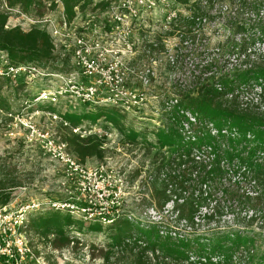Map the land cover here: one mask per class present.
<instances>
[{
  "label": "rangeland",
  "instance_id": "1",
  "mask_svg": "<svg viewBox=\"0 0 264 264\" xmlns=\"http://www.w3.org/2000/svg\"><path fill=\"white\" fill-rule=\"evenodd\" d=\"M196 1L190 0L191 3ZM41 3L38 11L25 14L19 8L8 9L6 0H0V12H8L10 16L7 28L20 27L25 32L33 28L42 29L40 20L45 17L58 19L64 10L60 0H41ZM107 7L106 2L96 4V0H82L79 10H76L78 12L75 25L82 31L81 26L85 27L87 21H99L105 17ZM167 10L168 13L171 12L169 15L174 11L178 19L191 14L189 5L179 4L176 0L174 6ZM231 11L232 9L222 4L216 5L212 10L206 8V18L195 32V45L188 42L181 46L178 34L172 35V30L168 33L170 28L167 30V11L159 14L158 23H148L144 32L136 33L135 40L140 39L137 42L140 53L135 60V66L142 69L130 76L129 82L133 86L130 88L139 89L146 99L138 111L124 113L112 106H78L70 110L64 102L56 107L35 104L32 100L36 91L45 82L36 78L27 88L23 79L14 82L0 78V186L7 185L6 192L11 193L7 206L18 208L31 202L46 204L55 201L72 202L84 209L95 199L93 211L104 213L105 210L110 211L112 206L119 207V212L115 214L121 217V221L113 226L108 222L86 220L81 210L71 215L50 209L47 204L42 205L43 208L32 213L28 222L31 247L41 264H128L132 259L129 254L117 253L112 256L110 263L103 258L119 225L125 222L130 223L126 231L127 237L133 235L135 238L137 231L148 228L151 224H161L157 229L165 237L171 233L173 237L189 236L184 224L175 223L172 203L166 205L161 214L158 211L160 193L155 188L159 177L157 168L167 161L169 150H160L157 133L167 127L166 117L172 106L188 93L195 78L211 79L233 72L232 66H239L238 58L230 57L226 52L229 47L228 38L232 34L226 25V17ZM170 34L172 36H167ZM171 57L176 62L175 66L171 64ZM55 58L41 66L36 65L40 67V71L55 67L60 69L62 59L58 54ZM207 61L214 62V66L209 67L208 71L204 67ZM2 67L4 63L0 57V68ZM261 93L264 94V82L253 81L243 88L240 102L252 100L256 103ZM49 113L59 118L54 120L46 116ZM74 114L81 118L74 133L82 137H96L106 151L103 160L88 159L82 164L85 169L78 170L60 158H55L53 152L45 149L47 139L43 135L32 134L28 128L31 124L39 132L49 134L57 143L59 140L64 142V137L69 132L68 126L64 125L65 117ZM115 116H118V125L110 120ZM130 133L137 137L136 142L128 140L126 135ZM63 154L77 159L68 148ZM232 179L233 183L235 178ZM238 186L239 188L235 186L233 190L231 188L228 195L215 196L216 200H221L222 206L220 211L223 217L218 221L219 226L230 232L240 230L246 233L253 240L254 250L262 255L263 215L258 214L253 221L247 217L252 214L248 207L255 204L259 212L263 207L260 203L249 202L247 199H244L246 206L238 205V196L242 198L250 192L246 190V184L241 183ZM202 212L205 213L204 210ZM51 215L55 218H71L72 224L65 227L67 235L74 242L69 247L55 248L52 244L55 238L53 233L43 237L41 232L31 228L33 221ZM78 223L83 224L82 229ZM215 225L217 224L214 222L209 226L204 225L202 230L206 231L205 235L208 227ZM133 240H130L131 243Z\"/></svg>",
  "mask_w": 264,
  "mask_h": 264
},
{
  "label": "trees",
  "instance_id": "2",
  "mask_svg": "<svg viewBox=\"0 0 264 264\" xmlns=\"http://www.w3.org/2000/svg\"><path fill=\"white\" fill-rule=\"evenodd\" d=\"M81 1L61 0L69 23L76 17L75 8ZM176 1L189 5L191 13L172 24L174 33L171 34H178L181 46L188 42L196 44L195 32L206 18V8L212 10L222 4L232 9L226 17V25L232 33L226 52L238 58L239 66H232L233 72L211 79L195 78L188 93L172 106L166 117L167 127L157 133L160 150H169L167 161L157 168L158 211L161 214L165 206L172 203L175 223L184 224L189 236L173 237L171 233L165 237L157 229L161 224H151L137 231L135 238L127 237L130 223H121L103 258L110 263L112 256L122 253L132 258L128 264H264V254L254 250L253 240L246 233L230 232L219 226L222 206L221 200L215 198L218 194L228 195L231 188H239L241 183L246 184L250 192L242 198L239 195L237 204L246 206L244 199L260 203L262 211L253 204L248 207L252 214L247 218L253 221L262 214L264 224V94L258 96L256 103L240 102L244 87L253 81L264 82V0ZM6 5L8 9L19 8L28 14L38 11L42 3L41 0H6ZM9 17L8 12H0V52L7 54L11 64L41 66L56 59L53 43L45 30L8 29ZM206 64V71L214 66L213 61ZM65 118L69 132L64 142L76 160L81 164L88 159L103 160L106 151L101 141L74 133L80 116L74 114ZM110 120L119 124L118 116ZM126 137L131 142L137 141L131 133ZM232 178H235L233 183ZM0 187V207H3L9 203L11 193L6 192L7 185ZM111 210L119 212V207L112 206ZM120 221L121 217L117 216L112 225ZM212 222L217 225L208 227L205 235L202 227ZM71 224L69 216L55 218L51 215L33 221L30 226L43 237L53 233V246L64 249L74 243L65 231ZM78 225L82 229L83 224ZM131 239H134L132 243Z\"/></svg>",
  "mask_w": 264,
  "mask_h": 264
},
{
  "label": "built area",
  "instance_id": "3",
  "mask_svg": "<svg viewBox=\"0 0 264 264\" xmlns=\"http://www.w3.org/2000/svg\"><path fill=\"white\" fill-rule=\"evenodd\" d=\"M105 2L108 4L105 17L99 21H87L85 27L81 26L84 31L75 25L76 17L71 23L68 22L64 10L58 19L45 17L39 21L43 25L42 30L51 38L54 55L58 54L62 59L60 69L55 67L40 71L36 64L13 65L7 54L0 52L4 63V67L0 68V78L11 81L23 79L27 88L36 78L45 82L36 91L32 100L35 104L56 107L64 102L70 110L78 106H112L124 113L141 109L145 95L139 89L130 88L132 84L129 82L130 76L142 69L135 66L140 53L137 47L140 39L135 40L136 33L144 32L148 23H158L159 14L168 13L167 9L174 6L175 0H96V4ZM76 10H79L78 6L75 8L77 13ZM170 13L166 17L167 30L170 28L168 33L178 20L174 11L172 15ZM170 61L172 66L176 65L174 58L171 57ZM46 116L54 120L59 118L52 113ZM64 125L69 126V123L64 121ZM28 128L32 134L43 135L47 139L45 149L53 152L55 158H60L76 170L85 169V165L75 158L63 154L67 144L60 140L57 143L49 134L39 132L31 124ZM46 204L31 202L18 208L7 205L0 207V264H41L31 247L28 222L32 213L43 208L42 205L71 215L81 210L86 220L101 223L112 224L118 216L115 214L118 211L111 209L104 213L93 211L95 199L84 209L72 202L50 201Z\"/></svg>",
  "mask_w": 264,
  "mask_h": 264
}]
</instances>
